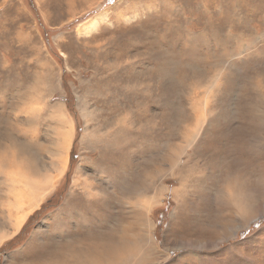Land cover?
Segmentation results:
<instances>
[{
	"label": "rangeland",
	"instance_id": "obj_1",
	"mask_svg": "<svg viewBox=\"0 0 264 264\" xmlns=\"http://www.w3.org/2000/svg\"><path fill=\"white\" fill-rule=\"evenodd\" d=\"M0 147V264H264V0H0Z\"/></svg>",
	"mask_w": 264,
	"mask_h": 264
},
{
	"label": "bare ground",
	"instance_id": "obj_2",
	"mask_svg": "<svg viewBox=\"0 0 264 264\" xmlns=\"http://www.w3.org/2000/svg\"><path fill=\"white\" fill-rule=\"evenodd\" d=\"M2 150H4V149H2ZM5 163H7V162H5ZM2 164H1V168H2ZM5 165H7V164H5ZM9 168H11L10 167V163H9ZM11 170H13V169H11ZM9 175H7V176H9V178H11L10 179V181H11L10 182V185H11V187L18 189V191L15 194L14 198H15L16 202L18 203L16 205L17 208H20V210L22 212L21 214H18L17 215V219L15 220L16 222L14 223V226H13V228H15L16 230H18L20 228V226H21V223L24 220V217L27 214V212H25L24 209L27 207L25 201L28 200L27 199L28 196H27V193L25 194V191L22 189V187L24 188L27 184H29V183L32 184V182H30L29 177H28L27 174H25V177L22 176L23 173L21 171L20 172H16V173H15V171L14 172L12 171V173L10 172ZM5 181H7V180H5ZM81 182H82V186L87 191L86 194L88 196H90L92 194H96V195H99L100 194V192L98 190H96V188L93 186V184L92 183H88L85 178ZM99 189H101L102 191H104L103 188H99ZM38 201H39V199L35 202V204L38 205ZM137 201H136V203H138ZM5 211H7V215H9L11 210L8 207V210L5 209ZM16 212H19L18 209H16ZM131 215L132 216H130V217L133 218L135 220V222H137V228H139V230H138V237L141 238V239L146 238L145 237V232H146V229H149V228H148V226L147 227L145 226V228L143 226V224L145 225V223L143 222V220L145 218H143V216L141 215V212H139V211H137L135 213H132ZM73 216H74V214H73ZM107 216L108 215H105L104 218H107ZM141 218H143V219L141 220ZM95 219L99 220V223H101L100 229H97V228L94 227V228L89 229L88 231H84V230L81 229L82 226L81 227L79 226V224L81 225V223H79L78 226L75 227L76 228L75 231H73L75 228H72V229H67L66 230L67 233H63L62 232L63 233V238H62L61 233H60V235H58V238H55L54 241H53V243H50L51 245L49 247L46 246V249L45 250H47V251H46V253L43 256H44V258L46 256H48V257L44 260V262L49 261L51 264H116V262H117L116 259H115L116 256L114 257L113 256L114 253H112L113 252L112 251L113 250V246H112V238H111V235L112 234H113V236L116 235V232L113 231L114 230L113 228H110L111 226L108 225V222H106V221L104 222L103 221L104 220L103 217H101L100 219H98L95 216ZM73 222H75V221H73ZM73 222H71V219H67V221L65 222V224L75 225ZM129 225H127V226H129ZM60 227H62V230L61 231H64L63 224H61ZM120 230H125V227L123 226L122 229H119V231ZM131 231H133V230H131ZM3 237L4 236H1L0 238H3ZM123 238L124 237L122 235H119V238L118 239H123ZM146 239H148V238H146ZM47 240H49V242H52L51 241L52 240L51 238H47ZM116 243H118V241H116ZM154 245H156V244H154ZM65 249L69 251L68 254L66 256H64V257L56 258L55 260L52 259L51 256L47 254V253H49V251L59 253L60 251L62 252ZM34 254H36V252L33 253V255ZM49 262H47V263H49Z\"/></svg>",
	"mask_w": 264,
	"mask_h": 264
}]
</instances>
